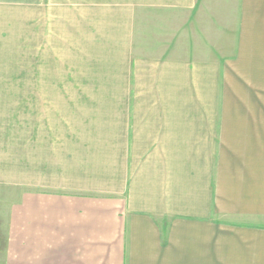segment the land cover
I'll return each instance as SVG.
<instances>
[{
	"label": "crops",
	"instance_id": "0c3cea01",
	"mask_svg": "<svg viewBox=\"0 0 264 264\" xmlns=\"http://www.w3.org/2000/svg\"><path fill=\"white\" fill-rule=\"evenodd\" d=\"M0 237L264 264V0H0Z\"/></svg>",
	"mask_w": 264,
	"mask_h": 264
},
{
	"label": "rangeland",
	"instance_id": "374dc122",
	"mask_svg": "<svg viewBox=\"0 0 264 264\" xmlns=\"http://www.w3.org/2000/svg\"><path fill=\"white\" fill-rule=\"evenodd\" d=\"M12 198L14 200L15 194H12ZM2 243H3V239L0 237V260L3 257V255L5 254V251H6V247L1 245ZM12 253H13V262H12V264H21V262H20V254H19L18 248H13V252ZM0 264H2L1 261H0Z\"/></svg>",
	"mask_w": 264,
	"mask_h": 264
}]
</instances>
